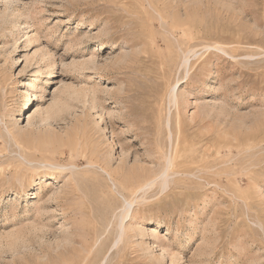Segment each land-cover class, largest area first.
Segmentation results:
<instances>
[{
	"label": "rangeland",
	"instance_id": "obj_1",
	"mask_svg": "<svg viewBox=\"0 0 264 264\" xmlns=\"http://www.w3.org/2000/svg\"><path fill=\"white\" fill-rule=\"evenodd\" d=\"M0 264H264V0H0Z\"/></svg>",
	"mask_w": 264,
	"mask_h": 264
},
{
	"label": "bare ground",
	"instance_id": "obj_2",
	"mask_svg": "<svg viewBox=\"0 0 264 264\" xmlns=\"http://www.w3.org/2000/svg\"><path fill=\"white\" fill-rule=\"evenodd\" d=\"M26 101H27V99H25L24 101H22V102H24V103H26ZM127 214V213H126Z\"/></svg>",
	"mask_w": 264,
	"mask_h": 264
}]
</instances>
